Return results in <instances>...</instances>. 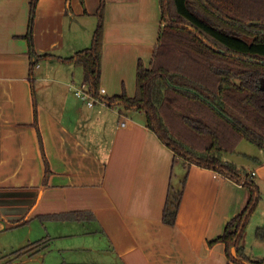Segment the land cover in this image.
Returning <instances> with one entry per match:
<instances>
[{
    "label": "crops",
    "instance_id": "obj_1",
    "mask_svg": "<svg viewBox=\"0 0 264 264\" xmlns=\"http://www.w3.org/2000/svg\"><path fill=\"white\" fill-rule=\"evenodd\" d=\"M99 5L39 0L36 51L69 57L89 47ZM30 13L31 0H0V264H230L226 244L210 241L243 210L248 188L176 157L144 112L89 106L75 93L82 65L43 59L32 77ZM161 28L160 0H107L106 96L135 95L139 61L151 64ZM242 153L257 158L236 164L255 171L261 189L264 149ZM185 176L170 224L165 207Z\"/></svg>",
    "mask_w": 264,
    "mask_h": 264
},
{
    "label": "trees",
    "instance_id": "obj_2",
    "mask_svg": "<svg viewBox=\"0 0 264 264\" xmlns=\"http://www.w3.org/2000/svg\"><path fill=\"white\" fill-rule=\"evenodd\" d=\"M38 1L31 0L26 34L31 76L43 59L82 65L84 81L92 95L109 106L144 112L148 127L176 157L215 170L247 187L245 207L210 244L224 242L230 264H264V257L250 255L242 244L247 225L261 201L260 186L255 175L225 159V154L235 152L243 139L264 149V86L260 84L264 79V0H160V36L151 64L139 61L133 96L126 90L114 96L99 94L107 0H100L91 45L69 57L36 51ZM34 100L36 106L35 95ZM50 172L46 159V180ZM186 178L180 189L170 191L164 212V219L170 224L177 221ZM65 216L78 213L48 218ZM256 236L264 240V226L257 228ZM26 248L18 252L23 253Z\"/></svg>",
    "mask_w": 264,
    "mask_h": 264
},
{
    "label": "rangeland",
    "instance_id": "obj_3",
    "mask_svg": "<svg viewBox=\"0 0 264 264\" xmlns=\"http://www.w3.org/2000/svg\"><path fill=\"white\" fill-rule=\"evenodd\" d=\"M260 84L264 86V79L260 81ZM255 149H257L256 145H254L252 142H250L247 139H243L238 144L235 152L225 154V159L226 158L230 159L235 163L244 162V164H247L248 166H252L253 163L251 161L255 162L256 160L248 157L246 158V156L244 155V153H242V151L251 152L252 150L254 151ZM260 184H261V201L259 204L260 206H258L259 208L256 209V211L252 215L250 222L247 225L246 233L244 237V243L247 246L248 252H252V253L258 251L261 252V250H263L264 252V241H261L256 236L257 228L259 226L262 227L264 226V182Z\"/></svg>",
    "mask_w": 264,
    "mask_h": 264
},
{
    "label": "built area",
    "instance_id": "obj_4",
    "mask_svg": "<svg viewBox=\"0 0 264 264\" xmlns=\"http://www.w3.org/2000/svg\"><path fill=\"white\" fill-rule=\"evenodd\" d=\"M75 93L81 97L83 100H85L89 106H94L96 104V102H102L106 104V101L101 99L99 96H94L91 94V92L89 91V85L87 83H84L83 85L79 86L78 88L75 89ZM107 91L105 88L101 87L100 90V96H104L106 95ZM122 125H126V118H124V120L121 123ZM246 173H249L251 175H255L256 172L255 171H246Z\"/></svg>",
    "mask_w": 264,
    "mask_h": 264
},
{
    "label": "water",
    "instance_id": "obj_5",
    "mask_svg": "<svg viewBox=\"0 0 264 264\" xmlns=\"http://www.w3.org/2000/svg\"><path fill=\"white\" fill-rule=\"evenodd\" d=\"M232 253H233L234 256L237 255V252H236V248H235V247L232 248ZM244 263H245V264H251V263H249V262H247V261H244Z\"/></svg>",
    "mask_w": 264,
    "mask_h": 264
}]
</instances>
